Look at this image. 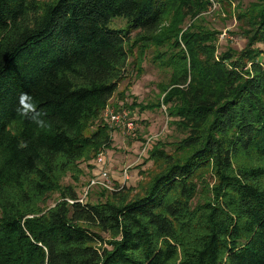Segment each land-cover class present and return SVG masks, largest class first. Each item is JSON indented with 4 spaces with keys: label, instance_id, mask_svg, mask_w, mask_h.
I'll return each instance as SVG.
<instances>
[{
    "label": "trees",
    "instance_id": "trees-1",
    "mask_svg": "<svg viewBox=\"0 0 264 264\" xmlns=\"http://www.w3.org/2000/svg\"><path fill=\"white\" fill-rule=\"evenodd\" d=\"M210 5L0 0V264H264V0L238 16L246 48L221 54L219 33L185 27ZM151 48L172 76L149 109L185 137L150 152L140 193L81 203L58 176L111 147L107 127L88 132ZM22 92L44 127L17 112Z\"/></svg>",
    "mask_w": 264,
    "mask_h": 264
},
{
    "label": "rangeland",
    "instance_id": "rangeland-1",
    "mask_svg": "<svg viewBox=\"0 0 264 264\" xmlns=\"http://www.w3.org/2000/svg\"><path fill=\"white\" fill-rule=\"evenodd\" d=\"M48 2L51 0H39ZM211 2L207 11L195 19H187L185 27L191 24H198L208 30L219 33L218 54L232 50L240 52L247 46V39L244 35V25L238 20L240 12L246 11L257 0H243V3L230 4L220 0H209ZM126 27L125 20H115L113 29ZM256 48L264 50V45H256ZM157 50L151 48L141 63V72L135 70L134 59L130 60L127 75L119 90L108 107L115 112L130 113V119L136 121V129L130 131L127 127H116L111 124L106 116V109L89 130L88 134L95 132L97 128L105 126L111 132L112 145L109 149L100 150L97 156L91 159H82L69 171L60 174L59 186L62 188L73 187L78 193L79 199L84 203L97 204L107 200H114L116 194L126 188H133L130 197L140 193L139 184L146 185L151 176L156 172V167L150 158V152L154 148L166 146L167 151H172L171 145L184 139V135L172 125L173 119L167 114L168 106L162 108L157 106L165 98V90L170 84L172 71L155 61ZM141 62V61H139ZM136 106V107H135ZM140 107H148V110L141 112ZM106 156L107 169L111 176L114 191H107L103 187H90L102 171L103 167L98 163L99 156ZM106 167V166H105ZM128 170L129 177L125 178V171ZM208 184L214 186L213 180L208 177ZM60 195L56 192L50 195L45 206L54 207L59 201ZM201 201L200 197L195 199L194 205ZM107 237V236H106Z\"/></svg>",
    "mask_w": 264,
    "mask_h": 264
},
{
    "label": "built area",
    "instance_id": "built-area-1",
    "mask_svg": "<svg viewBox=\"0 0 264 264\" xmlns=\"http://www.w3.org/2000/svg\"><path fill=\"white\" fill-rule=\"evenodd\" d=\"M106 116L110 119L111 124L116 127H127L128 130L133 131L136 129V121L130 119V113L126 110L123 112H115L111 110L110 107H106ZM98 163L103 167L102 171H100V174L91 181L90 187H103L106 190L114 191L115 188L112 185L111 176L109 174V171L107 169V159L106 156L102 155L99 156L97 159ZM106 166V167H105ZM125 178L128 179L129 174L128 170L124 173ZM81 203H84V200H79ZM72 203V202H71Z\"/></svg>",
    "mask_w": 264,
    "mask_h": 264
},
{
    "label": "clouds",
    "instance_id": "clouds-1",
    "mask_svg": "<svg viewBox=\"0 0 264 264\" xmlns=\"http://www.w3.org/2000/svg\"><path fill=\"white\" fill-rule=\"evenodd\" d=\"M17 112L27 118L32 120L37 124L38 127H44L45 121L41 119V112L37 110L35 103L33 102V97L29 93L22 92L18 97V107ZM22 147L26 145H21Z\"/></svg>",
    "mask_w": 264,
    "mask_h": 264
}]
</instances>
